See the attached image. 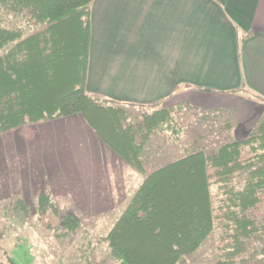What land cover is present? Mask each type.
<instances>
[{"label":"crops","instance_id":"1","mask_svg":"<svg viewBox=\"0 0 264 264\" xmlns=\"http://www.w3.org/2000/svg\"><path fill=\"white\" fill-rule=\"evenodd\" d=\"M91 20V94L136 115L182 101L230 108L245 132L264 112V0H95ZM27 125L32 133L21 142L23 126L0 134L14 132L31 160L27 168L14 171V164L3 171L12 184L2 181L0 199L18 195L10 188L16 190L20 178L25 193L29 185L37 194L47 188L60 211L78 216L116 249L120 243L121 255L136 264V250L125 249L134 246L152 210L145 198L150 174L104 143L81 113Z\"/></svg>","mask_w":264,"mask_h":264},{"label":"trees","instance_id":"2","mask_svg":"<svg viewBox=\"0 0 264 264\" xmlns=\"http://www.w3.org/2000/svg\"><path fill=\"white\" fill-rule=\"evenodd\" d=\"M93 1L0 0V134L81 113L104 143L140 173L149 175L161 166L154 164L158 160L152 154L154 137L162 133L166 140L173 136L179 140L186 129L174 107H156L136 115L120 102L88 91ZM217 110L233 116L222 126H234V110ZM207 147L195 143L183 147L181 155L163 158H169L170 163L197 153L203 155L216 235L214 264H264V216L254 215L264 200V112L245 137ZM35 209L46 238L69 241L52 245L60 264L76 251L85 264L110 261L99 259L95 253L98 244L109 240L94 241L73 213L59 217L49 189L36 196ZM32 218L31 205L22 196L1 199L0 239L9 228ZM78 240L81 242L74 244ZM110 248L111 258L129 264L118 249ZM0 249H4L1 251L9 264H17L6 247ZM181 261L184 257L176 264ZM0 264L6 263L0 258Z\"/></svg>","mask_w":264,"mask_h":264},{"label":"rangeland","instance_id":"3","mask_svg":"<svg viewBox=\"0 0 264 264\" xmlns=\"http://www.w3.org/2000/svg\"><path fill=\"white\" fill-rule=\"evenodd\" d=\"M172 107L176 108L175 112L186 131L183 136L179 137V140L175 136L166 140L162 133L155 134L152 154L153 159H158L154 160V164L159 163L161 166L150 171V175L145 181V198L152 203V210L141 226L140 240L139 238L136 239L134 241L135 247L129 245L125 250L126 252L131 251V253L136 250L133 253L137 261L136 264H176L181 257H184V262L181 261L182 264H214L213 249L216 235L210 218L203 155L197 153L182 158V161L172 160L168 166L166 164L169 162V158L163 157L179 154L183 147L195 143H202L204 146H208L207 148H213L226 141L243 138L250 131L245 132L236 127V116L233 119L234 126L230 128L222 126L231 121L233 117L231 112L230 114L223 110L205 108L202 105L188 103V101H182ZM26 125H23L20 132L15 131V133L19 132L20 139L18 142L26 138L27 133H32L33 127ZM4 141L8 143L7 147L3 146ZM16 141L14 132L0 136V162H6V167H0V186L3 185L1 184L2 181H6L5 186L9 188L10 185L11 187V180L9 179L8 185V179L6 180L2 174L3 171L10 172V166L15 164L14 171H16L18 166L27 168V165L31 164L30 152L26 149L27 143H24L20 148L16 145ZM15 180H13V185H17ZM18 181V188L13 191L10 188L11 193L16 191L18 195L20 193L26 195L25 200L31 205L33 218L24 225H12L13 227L9 228L6 235L0 239V244L4 243L2 247H6L8 255L17 264H60V258L52 245L55 242L65 244L69 241L59 239L51 241V238H46L41 231L42 227L37 223V215L35 214V198L44 191L37 194L34 192V188L29 185V191L26 189L28 193H25L26 183H24V179L20 178ZM8 192L6 195L9 194ZM0 196H4L2 190ZM132 208L135 212V207ZM64 214L66 213L59 210V217ZM254 215L259 218L264 216V200L256 208ZM43 230H47V228L45 227ZM117 231L119 233V230ZM89 233L94 241L102 238L109 240L103 236L95 237L90 231ZM79 240L74 241V244H77ZM111 241L118 242L116 240ZM119 244L117 249L121 253ZM110 246L115 247L112 242L107 240L98 244L95 249L97 257L99 259L108 258L107 260L110 261H107L106 264H120L118 260L110 257ZM1 250L4 249H0V258L9 264L8 258L3 256ZM77 255L78 251L74 252V255L64 260V264H85L84 260Z\"/></svg>","mask_w":264,"mask_h":264}]
</instances>
